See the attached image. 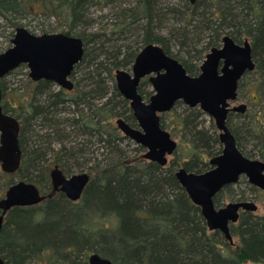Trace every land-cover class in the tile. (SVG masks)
<instances>
[{
	"label": "trees",
	"instance_id": "obj_1",
	"mask_svg": "<svg viewBox=\"0 0 264 264\" xmlns=\"http://www.w3.org/2000/svg\"><path fill=\"white\" fill-rule=\"evenodd\" d=\"M6 7L10 8L9 0H0V15ZM44 8L56 13L47 4ZM68 8L65 5L60 11L63 20L75 18ZM228 36L235 41V32ZM78 38L83 41L84 54L73 69L71 78L76 82L71 91L39 81L29 82L21 93L14 91L12 102L16 105H9L10 101L2 97L3 113L19 122L22 155L15 174L6 178L0 171V199L17 181L32 183L44 196L50 195L49 171L54 166L65 176L87 173L90 181L76 203L55 193L37 206L8 211L0 233L4 263L88 264V255L96 253L111 264H264V212H241L238 223L230 225V234L236 240V245L230 246L220 232L207 230L200 208L175 178L180 167L193 174L205 173L211 169L209 160L221 153L217 134L206 130L199 120L203 113L193 108L186 118H174L171 129L183 136L165 167L142 156L127 157L120 149L127 139L113 126V120L121 118L133 128L137 124L129 103L115 87L114 74L130 69L139 51L118 59L101 36ZM221 39L216 37L210 45L217 46ZM250 46L255 69L246 75L256 76L259 104L252 113L229 114L226 125L246 158L264 162V37L250 41ZM181 53L178 50L169 56L182 64L188 76H197L198 69ZM2 80L3 96L6 87ZM146 86L149 83L145 78L137 91L148 99L152 91L147 92ZM234 115H238L236 120ZM164 118L160 117V125L165 130ZM93 140L107 157L102 165L88 166L94 161L86 158L92 154L87 147H92ZM239 183L251 195L263 196L244 179ZM233 187L226 186L214 198L216 208L221 207L222 192L228 193L233 202L249 201L245 193H236Z\"/></svg>",
	"mask_w": 264,
	"mask_h": 264
},
{
	"label": "water",
	"instance_id": "obj_2",
	"mask_svg": "<svg viewBox=\"0 0 264 264\" xmlns=\"http://www.w3.org/2000/svg\"><path fill=\"white\" fill-rule=\"evenodd\" d=\"M83 54L84 44L80 38L65 34L35 36L20 27L15 30L11 47L0 54V81L25 65L31 82L47 81L59 89L71 91L74 87L72 72L81 62ZM254 69L250 43L245 41L238 45L230 37L224 36L221 47L210 50L195 77L188 76L178 61L153 44L144 46L138 52L131 73L117 70L114 74L115 87L129 103L137 124L133 128L118 118L115 120L116 128L123 137L145 151L142 154L145 161L165 167L168 158L177 151V142L160 125V116L170 112L177 102H182L188 108H198L214 121L222 150L209 160L211 169L202 174H193L180 167L175 172V178L190 201L200 208L207 230L220 232L230 246L234 244L230 225L238 223L241 212L256 213L258 207L250 201H238L216 208L214 198L223 188L235 185L242 177L248 184L264 192V162L246 158L238 150L226 125L229 114L246 113L245 104H232L237 102L240 80ZM145 78L153 92L147 103L137 91ZM2 97L0 89V170L4 175L11 176L21 163L18 142L20 126L14 117L3 113ZM49 177L52 193L48 196H44L34 184L25 181H17L8 187L0 199V233L4 217L12 208L37 206L55 193H61L67 200L76 203L90 181L87 173L68 177L57 166L51 169ZM87 263L111 264L96 253L88 255ZM0 264H5L1 257Z\"/></svg>",
	"mask_w": 264,
	"mask_h": 264
},
{
	"label": "rangeland",
	"instance_id": "obj_3",
	"mask_svg": "<svg viewBox=\"0 0 264 264\" xmlns=\"http://www.w3.org/2000/svg\"><path fill=\"white\" fill-rule=\"evenodd\" d=\"M9 2L10 8L2 9L0 15V54L11 47L15 30L22 27L35 36L68 33L75 38H89L98 35L105 45L111 46L118 59H121L123 54L126 56L140 51L144 44L157 45L168 56L179 50L182 52L181 56L198 69L199 74L202 62L213 47L210 44L216 37L223 38L228 36V33L235 32V41L230 38L239 45L245 41L250 43L254 39L264 37V0H194V2L190 0H9ZM45 4L49 8L54 7L56 13H48L44 8ZM65 5H68L71 12L73 11L75 18L63 20L59 17ZM219 47L221 41L213 48ZM132 65L133 61L126 72L131 73ZM28 73L27 67L21 65L2 80L6 87L3 100L6 98L10 101L9 105H16V102H12L14 91L23 92L31 82ZM71 81L74 84L76 82L72 78ZM256 81V76L253 74L244 77V86L238 93L237 102L232 106L245 104L248 112H254V107L259 104ZM109 85L111 87L112 84ZM145 90L152 91L151 86H146ZM143 99L144 102H148V99L144 97ZM177 103L170 112L161 116H166L167 119L164 118V124L167 126L165 131L179 146L183 134L172 131V121L175 117L186 118L190 114L188 110L192 108H188L182 102ZM236 116L238 115H234L233 120L237 119ZM115 120L113 126L116 128ZM199 120L203 122L206 130L215 132L218 136L219 131L211 118L203 113ZM92 143V147L91 145L87 147L92 154L90 156L88 154L86 158L94 161L88 166L97 163L102 165L104 158L107 157L102 155L103 149H100L94 140ZM120 149L127 157L135 159L145 152L128 139L121 143ZM172 159V156L169 157L168 162ZM79 173L82 172L75 174ZM2 175L7 178V175L3 173ZM242 179L246 181L242 177L239 182ZM239 182L234 185L233 190L236 193H245L247 199L258 207L256 214L262 215L264 192L262 197H256ZM233 201L228 193H221V207ZM233 240L236 245V240Z\"/></svg>",
	"mask_w": 264,
	"mask_h": 264
},
{
	"label": "flooded vegetation",
	"instance_id": "obj_4",
	"mask_svg": "<svg viewBox=\"0 0 264 264\" xmlns=\"http://www.w3.org/2000/svg\"><path fill=\"white\" fill-rule=\"evenodd\" d=\"M239 45V44H238ZM134 62V61H133ZM149 99V98H148ZM144 100V99H143Z\"/></svg>",
	"mask_w": 264,
	"mask_h": 264
}]
</instances>
